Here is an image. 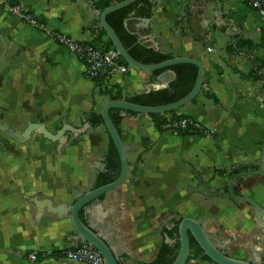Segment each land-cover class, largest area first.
<instances>
[{
	"label": "crops",
	"instance_id": "0c3cea01",
	"mask_svg": "<svg viewBox=\"0 0 264 264\" xmlns=\"http://www.w3.org/2000/svg\"><path fill=\"white\" fill-rule=\"evenodd\" d=\"M11 2L49 30L87 42L99 35L98 0H0L6 56L34 64H9L0 73V122L21 132L27 123L42 121L55 132L63 119L80 128L89 123L88 114L100 116L110 99L85 77L82 62L49 35L10 14L5 7ZM216 6L215 0H153L148 25L146 17L135 12L125 20L128 33L158 52L199 60L205 88L216 100L200 90L194 101L177 109L213 130L210 136L158 131L149 115L118 112L132 169L119 186L81 210L80 218L104 238L119 264L154 260L166 242V227L181 217L203 223L209 239L229 256L264 264V231L249 206L189 191L198 183L197 174L213 190H224L229 172L258 166L264 148V87L241 76L264 59V20L242 0L222 2L218 14ZM106 39L101 36V41ZM246 40L252 44H244ZM259 73L264 78V66ZM174 78L170 69L154 74L131 68L125 75L110 76L106 85L120 88L127 98L165 88ZM67 134L59 151L56 142L35 131L23 142L9 140L12 149L0 141V264H75L55 255L76 245L70 215L44 209L37 220L33 200L72 204L74 190L87 192L115 176L119 161L110 163V137L103 123ZM240 192L264 207V178H244ZM31 251L37 252L36 260L23 257Z\"/></svg>",
	"mask_w": 264,
	"mask_h": 264
},
{
	"label": "water",
	"instance_id": "95a60500",
	"mask_svg": "<svg viewBox=\"0 0 264 264\" xmlns=\"http://www.w3.org/2000/svg\"><path fill=\"white\" fill-rule=\"evenodd\" d=\"M137 0H120L117 1L101 11H96L98 17L99 27L103 29L107 38L110 40L112 46L117 51L118 55L122 58V60L129 65L133 69L144 70L153 72L155 70H160L164 68H168L178 64H191L197 67V73L195 77V81L191 87V89L179 99L160 105H142L138 103L131 102L126 99H111L108 100L102 110H101V119L103 125L112 141V144L115 148V151L118 155L119 161V170L115 178L107 183L98 185L87 192H80L78 190H74L75 198L72 204H54L48 198H42L40 200H33V203L36 207L35 219L38 220L43 210L45 209L48 212L56 214L58 216H62L64 214H69L73 227L75 229V234L73 235V240L75 242V246L79 244V242H87L91 246H93L103 257L105 264H119L118 258L114 254L112 248L107 244L102 236L98 233L94 232L92 228L85 224L80 218V212L91 202L99 199L102 195L114 190L117 186H119L125 179L127 171L132 169V166L128 163L126 152L121 140L120 132L112 121L109 110L112 108H116L121 110L122 114L126 112H133L136 114L143 115H152V114H163L165 112H170L173 110H177L184 104L191 102L196 98L201 89L205 88V84L203 82V72L204 68L202 63L192 57L189 56H178L172 57L166 60H163L159 63L155 64H145L135 60L130 54L127 52L126 48L123 46L119 37L112 29V27L106 21V16L118 9L129 6ZM228 0H215L216 3V12L221 13V3L226 2ZM182 17L185 18L184 7H182L181 11ZM144 22H147L148 18H143ZM148 29V26H147ZM147 34V30H146ZM211 34H213V29H211ZM0 41L2 44V50L0 52V73L4 68H6L9 64L14 65H28L30 67L34 66L27 60H19L16 61L14 56H6L7 45L0 34ZM207 44L201 45V49H205ZM89 123H85L82 127L76 128L71 126L66 122L65 119L62 120L61 127L55 132H51L43 125L42 121L38 122H29L25 129L19 133L14 131L8 124L0 122V128L4 129L13 140L17 142H23L30 137L31 132L35 131L37 134L42 135L44 138L57 143V151L65 144L68 138L67 133H72L74 135L83 132ZM0 141L8 146V142L0 137ZM249 176H256L264 178V148L261 151L259 165L253 166L250 168H246L235 172L229 175L225 180V188L224 190H213L206 182L203 181L202 177L197 174L196 180L197 185L194 187H190L189 191L191 193H199L207 199L211 198H221L228 199L234 202L237 206L241 204H245L249 206L253 212V216L255 221L259 224V226L264 231V207L258 204L253 198L243 195L240 192L241 189V181ZM177 234H178V249L175 258L173 259L171 264H184L186 258L190 252V236L195 240L198 247L202 250L203 254L206 255L213 264H258L254 261H247L243 259H237L229 256L222 250L220 247L215 245L207 236L204 224L198 222L190 217H182L179 220L177 226ZM166 236V235H165ZM169 241V238L166 236V242ZM70 262L75 264L82 263L88 264L86 262H82L79 260H71L67 259ZM258 260V258H256Z\"/></svg>",
	"mask_w": 264,
	"mask_h": 264
},
{
	"label": "trees",
	"instance_id": "16d2710c",
	"mask_svg": "<svg viewBox=\"0 0 264 264\" xmlns=\"http://www.w3.org/2000/svg\"><path fill=\"white\" fill-rule=\"evenodd\" d=\"M111 4L113 3L110 0H98L97 8L101 11ZM152 7H153V0H137L134 3L130 4L129 6L113 11L106 16V21L115 31V33L119 37L120 41L122 42L123 46L126 48L127 52L130 54V56L133 57L135 60L145 64H155L163 60L172 58V56L168 54L160 53L157 50H155L153 47L147 46L146 44L140 42L136 35L130 34L125 30L124 23L131 12L139 13L140 15L148 18L151 13ZM97 32L99 34L98 37L95 38L93 41H90L91 43H93L96 46H101L103 48L113 47L108 38L105 41H101V36L106 35L102 28L98 26ZM243 43L248 45L252 44L250 41L247 40L243 41ZM226 51L230 53V46L226 47ZM121 61L125 63L122 59ZM257 63L258 64L255 66L254 69H250L246 74H242L241 76L245 79H249L252 81H260L262 83V86L264 87V78L262 74L259 73L260 69L264 66V59L257 60ZM165 69H170L175 73V78L168 84L167 87L159 90H153L146 93L137 94L127 98H123L120 88L118 87L108 88V86L106 85V81L104 79L95 78L92 79V81L94 82L95 86L99 89V92L108 96L110 100L126 99L131 102L142 105H160V104L173 102L179 99L180 97H182L183 95H185L191 89L197 73V67L191 64H178L168 68L155 70L153 71V73L158 74L159 72ZM217 70L218 73L221 72V70L218 67ZM201 91L204 93L206 97L216 100L215 95L209 89L203 88L201 89ZM118 112H121V110L116 108H112L109 110L110 117L119 131L118 125L121 118L118 115ZM149 116L153 120L155 128L158 131H162L170 121L178 120L181 116L184 115L178 114L177 110H173L170 112H165L163 114H152ZM86 120H88V122L92 125L103 123L101 116L96 115L94 113L88 114V116H86ZM187 131L188 130L186 129V130L177 131L176 133L182 136L198 135V134L188 133ZM109 154H110L109 158L111 164H113L114 160H118V155L115 151L111 139H110ZM238 171L240 170L234 169L229 172V175ZM218 173L219 175L225 174L224 171H218ZM115 176L106 178L100 184H104L112 181L115 178ZM181 218L175 221V225L173 228H171L170 230L165 229L164 231V234L169 238V240L172 239L176 240L175 244L172 246L169 243L162 242L154 260L143 264L172 263L178 249L177 226ZM194 245L197 246V251L194 252V256L202 260L211 262V260L206 255L203 254L202 250L198 247L195 240L190 236V249H192Z\"/></svg>",
	"mask_w": 264,
	"mask_h": 264
},
{
	"label": "built area",
	"instance_id": "2783aa9c",
	"mask_svg": "<svg viewBox=\"0 0 264 264\" xmlns=\"http://www.w3.org/2000/svg\"><path fill=\"white\" fill-rule=\"evenodd\" d=\"M110 1L112 3L117 2V0ZM242 1L264 20V0ZM5 8L10 14L25 24L44 32L52 37L58 45L73 52L84 65V75L88 79L101 78L106 81L115 73L125 75L131 69L129 65L121 61L122 58L118 55L114 47L103 48L89 41L77 39L69 34L49 30L44 22L33 16L30 12L23 10L16 2L9 3ZM208 50H211V48H208ZM165 128L172 132L187 129L188 133L198 134L200 136H210L213 134V130L206 128L198 121L187 116H181L178 120L170 121ZM22 255L32 261L37 259L38 254L36 251H31ZM55 255L59 258L79 260L88 264H105L101 254L87 242H80L75 247L59 249Z\"/></svg>",
	"mask_w": 264,
	"mask_h": 264
},
{
	"label": "flooded vegetation",
	"instance_id": "af4514ba",
	"mask_svg": "<svg viewBox=\"0 0 264 264\" xmlns=\"http://www.w3.org/2000/svg\"><path fill=\"white\" fill-rule=\"evenodd\" d=\"M2 123H4V122H2ZM27 124H28V123H27ZM26 126H27V125H26ZM24 129H25V128H24ZM24 129H23V130H24ZM1 130L3 131L2 133L5 134V136L0 135V137H2L3 139H5V140L8 142V146L5 145L3 142H2V143H3L6 147L12 149V146L10 145L9 140H11V141H13V142H17V141L13 140V139L11 138V136H10V135H9L4 129L0 128V131H1ZM13 130H14V129H13ZM23 130H22V131H23ZM14 131H16V130H14ZM22 131H21V132H22ZM16 132H19V131H16ZM21 132H19V133H21ZM31 133H32V132H31ZM175 221H176V220H173V222L171 223V225H169L168 228L166 227V229H167V230H170L171 228H173L174 225H175ZM175 242H176V240H173V239H172V240H169V241L166 242V243H169L170 245L173 246V245L175 244ZM190 250H191V249H190Z\"/></svg>",
	"mask_w": 264,
	"mask_h": 264
},
{
	"label": "rangeland",
	"instance_id": "374dc122",
	"mask_svg": "<svg viewBox=\"0 0 264 264\" xmlns=\"http://www.w3.org/2000/svg\"><path fill=\"white\" fill-rule=\"evenodd\" d=\"M195 251H197V246L196 245H194L193 248L190 250V252H189L184 264H196V263H199V260H196V259H198V257L194 256V252Z\"/></svg>",
	"mask_w": 264,
	"mask_h": 264
}]
</instances>
